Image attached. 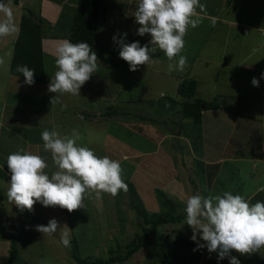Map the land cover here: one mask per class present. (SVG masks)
I'll return each mask as SVG.
<instances>
[{"label":"rangeland","instance_id":"rangeland-1","mask_svg":"<svg viewBox=\"0 0 264 264\" xmlns=\"http://www.w3.org/2000/svg\"><path fill=\"white\" fill-rule=\"evenodd\" d=\"M226 1L200 0L204 5L203 11L197 8L200 23L189 27L184 37L191 49L187 64L173 76L160 72L161 67L168 71L169 60L129 70L113 36L119 40L127 33L126 43L139 41L151 47L150 34H136L140 25L133 13L138 0H103L93 47L97 72L81 87L80 95H71L50 93L48 85L57 71L55 50L59 41L68 40L78 0H18V4L11 0L17 31L0 38V264H77L69 256L72 236L83 260L108 259L125 253V245L141 234L142 222L131 208L128 185L116 196L86 195L85 207L71 213L39 202L33 211L21 212L8 201L9 184L4 187V181L11 175L9 154L30 147L28 153L47 163L46 174L58 170L41 139L44 130L55 128L61 129V136L77 130L79 146L119 161L124 182L135 187L147 212L166 211L158 198L166 197L176 203V215H185L178 223L158 226L148 245L126 262L114 264H168L161 253L171 264H230V257L240 264H264V248L251 255L233 251L223 260L206 248L194 252L197 244L185 224V202L197 193L206 197L228 191L252 204L264 202V191H259L264 188V88L256 93L251 83L255 74L245 68L252 64L255 73L264 69V0ZM27 11L50 23H45L42 37L44 85L29 86L9 72L20 17ZM205 42L207 51L201 52ZM159 58L167 59L158 51L153 59ZM177 76L196 78L197 98L218 101L223 108L219 116L213 118L207 111L201 125L184 119V99L173 82ZM259 85L264 86L260 77ZM55 95L60 103L52 105ZM81 109L84 118L72 120L71 115ZM52 219L67 226L70 246L60 243L59 232L48 236L35 230Z\"/></svg>","mask_w":264,"mask_h":264},{"label":"clouds","instance_id":"clouds-1","mask_svg":"<svg viewBox=\"0 0 264 264\" xmlns=\"http://www.w3.org/2000/svg\"><path fill=\"white\" fill-rule=\"evenodd\" d=\"M79 4V3H78ZM197 8L204 10L200 0H138L133 16L140 25L137 35L150 34L149 44L141 46L139 41L126 43L127 33L119 40V57L127 62L130 71L135 72L141 65L158 64L153 56L159 51L170 61L168 71H183L187 57L180 55L184 48V37L189 27L200 23ZM0 38L17 31L11 0H0ZM55 71L48 85L50 93L80 95L81 87L90 80L98 69V58L87 42L72 43L65 39L58 42L55 50ZM176 61L171 63V61ZM0 64L3 60L0 59ZM16 71L25 78L29 86L35 83L33 69L18 65ZM264 79V73H261ZM254 87L259 80L253 77ZM52 105L60 103L55 95L50 99ZM43 147L49 151L58 169L51 176L45 173L48 167L45 160L24 149L7 157V167L11 173L7 199L21 212L33 211L39 202L44 207H59L69 213L84 208L86 195L101 193L112 196L127 190L122 178L123 169L119 161L108 156L98 157L93 150L79 146V132L61 136L59 132L44 130L41 133ZM264 191V188L259 189ZM185 224L192 229L191 240L197 244L193 251L207 249L217 253L223 260L235 251L240 255H251L264 248V202L252 204L242 195L225 191L223 194L202 196L197 193L185 202ZM35 230L43 235L60 233V243L70 246L67 226H60L52 219L45 225H37ZM199 237V238H198ZM200 241H203L201 243ZM230 264H240L236 257H230Z\"/></svg>","mask_w":264,"mask_h":264},{"label":"trees","instance_id":"trees-1","mask_svg":"<svg viewBox=\"0 0 264 264\" xmlns=\"http://www.w3.org/2000/svg\"><path fill=\"white\" fill-rule=\"evenodd\" d=\"M14 4H18V0H12ZM103 0H79L76 14L71 26L68 40L72 43L87 42L92 49L97 36V25L101 11ZM230 1L227 0L226 3ZM46 21L44 18L35 16L31 11H27L20 17L19 30L14 42L13 55L10 61L9 72L13 76H17L25 80L21 73L16 71L18 65H27L35 72V85H44L46 83V71L44 67L43 54V31ZM47 24V23H46ZM50 24V23H49ZM197 81L193 78L182 79L177 87V93L184 101L181 104V115L184 119L193 120L196 124H201L202 112L205 110H218L220 104L218 101L206 102L197 98ZM107 115V114H105ZM102 116V115H100ZM33 144V143H32ZM35 146V145H33ZM129 187L130 205L135 211L136 217L142 222L140 224L141 234L135 235V240L130 244L125 245V253L111 256L108 259L83 260L79 255V247L76 240L72 236V252L69 255L70 259L77 264H114L116 262H126L132 255L136 254L143 246L150 243L151 234L158 226L167 223H178L185 215H176V203L165 197H158L161 206L166 208V211L159 213H150L145 210L141 204L135 187L125 182ZM158 196L162 193L156 191ZM259 194L256 197H260ZM164 196V195H163ZM66 210V209H65ZM37 222V221H36ZM38 223V222H37ZM41 225H45L41 223ZM148 245V244H147ZM14 249V248H13ZM119 254V253H116ZM163 260L169 262L168 256L165 253L160 254ZM15 258V257H14Z\"/></svg>","mask_w":264,"mask_h":264},{"label":"crops","instance_id":"crops-1","mask_svg":"<svg viewBox=\"0 0 264 264\" xmlns=\"http://www.w3.org/2000/svg\"><path fill=\"white\" fill-rule=\"evenodd\" d=\"M78 3H79V0H78ZM260 30H262L261 28H260ZM97 37V36H96ZM188 51H191V49L188 47V44H186V43H184V48H183V50H182V52H181V55H183V56H186V54H188ZM204 51H207V47H206V42H205V44H204V46H203V48H202V50H201V52H204ZM159 60V63H164L165 62V60L166 61H168V59H161L160 60V58L158 59ZM245 61H247V59L246 58H244V62ZM262 62H264V60L262 61ZM192 64H194V62H192ZM256 66H257V64H256ZM245 68H246V70L247 71H251V72H254V76H252V78L253 77H257V79L259 80V77H261V73H264V69H261L260 67L258 68V73H255V71H256V67L254 66V65H252V64H248V65H245ZM160 72H163V74L165 73V72H168L170 75H171V73H172V75L174 76V74H175V71H172V72H169V71H167V70H165L164 68H162L161 67V71ZM180 80V78H179V76H177V79L176 78H174V80L175 81H173L174 82V84H175V87L177 88L178 87V85H179V80ZM193 79H196V78H193ZM181 81V80H180ZM167 82V81H166ZM263 81H261L260 83H262ZM263 85H259V87H256L255 88V90H256V93L257 94H259V92L261 93V91H263V88H264V86L262 87ZM197 87H198V81H197ZM259 88V89H258ZM262 101L264 102V96H262ZM258 108H260V109H262V106L261 107H258ZM219 110H223V108H221V109H218V110H205V111H203L202 112V119H201V124H202V122H203V119H204V117H205V112H209L210 114L211 113H213V118H216L217 116H219ZM67 111V110H66ZM84 111H83V109H81V110H79L78 112H77V114H72L71 115V119L73 120V119H77L78 117H83L84 118ZM101 114H99V116H100ZM223 116H225V115H223ZM232 116V115H231ZM0 117H1V114H0ZM1 119V118H0ZM84 120V119H83ZM228 121V120H227ZM0 123L2 124V122L0 121ZM78 123V122H77ZM81 123V122H80ZM200 124V125H201ZM0 127H1V125H0ZM57 129H59V128H55L54 130L55 131H57V132H60L61 131V129H59V131L57 130ZM81 129H82V126H81ZM64 134V133H63ZM10 137H12V136H10ZM30 146H32V144L30 145ZM30 148V147H29ZM29 148L27 149V152H29ZM2 170V169H1ZM10 177H11V175L8 173L7 174V176H6V181H4L5 183H4V187H6V186H8V184H9V182H10Z\"/></svg>","mask_w":264,"mask_h":264}]
</instances>
